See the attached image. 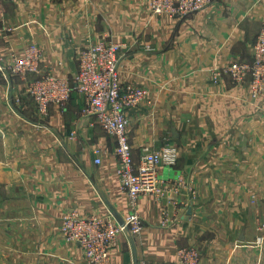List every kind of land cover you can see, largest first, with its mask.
<instances>
[{
    "label": "crops",
    "instance_id": "obj_1",
    "mask_svg": "<svg viewBox=\"0 0 264 264\" xmlns=\"http://www.w3.org/2000/svg\"><path fill=\"white\" fill-rule=\"evenodd\" d=\"M263 22L264 0H216L181 19L153 16L148 0H0V264H86L62 218L121 223L129 213L115 138L83 115L84 96L42 116L26 91L35 76L8 71L12 53L35 43L42 73L72 80L81 52L106 39L122 44L121 82L149 91L127 111L135 162L144 146L179 151L160 170L164 194L143 195L144 230L120 236L115 264H178L181 248L196 249L200 264H264V97L212 77L252 61ZM178 175L194 194L171 190Z\"/></svg>",
    "mask_w": 264,
    "mask_h": 264
},
{
    "label": "built area",
    "instance_id": "obj_2",
    "mask_svg": "<svg viewBox=\"0 0 264 264\" xmlns=\"http://www.w3.org/2000/svg\"><path fill=\"white\" fill-rule=\"evenodd\" d=\"M216 0H148L153 16L167 15L181 19L203 11ZM122 44L113 40L91 42L80 54L79 68L74 78H62L51 72L42 73V52L37 44H30L21 54L12 53L8 66L11 74L31 77L26 91L34 100L39 114L48 115L52 105L64 107L73 98L74 92L85 98L83 115L94 117L116 141L118 159L117 177L122 191L128 198L129 213L122 223L110 216L83 217L76 212L62 218L61 232L68 242L81 246L86 264H115L114 251L122 234L136 237L144 230L140 201L145 194L162 196L167 190L162 182V167L174 168L179 159L178 148L165 145L160 149L144 146L137 163L133 157L128 135L127 111L139 108L149 97V91L132 84H123L120 76ZM38 76V77H36ZM228 76L236 84H249L253 99L264 97V22L253 45L251 62L235 61L223 69L213 70L212 77L218 83ZM101 163L100 148L94 149ZM186 187L194 194L192 185L185 176L178 175L171 190L177 193ZM258 242H264V223L259 226ZM178 264H200L199 253L193 248L178 250Z\"/></svg>",
    "mask_w": 264,
    "mask_h": 264
},
{
    "label": "rangeland",
    "instance_id": "obj_3",
    "mask_svg": "<svg viewBox=\"0 0 264 264\" xmlns=\"http://www.w3.org/2000/svg\"><path fill=\"white\" fill-rule=\"evenodd\" d=\"M33 79V78H32Z\"/></svg>",
    "mask_w": 264,
    "mask_h": 264
},
{
    "label": "water",
    "instance_id": "obj_4",
    "mask_svg": "<svg viewBox=\"0 0 264 264\" xmlns=\"http://www.w3.org/2000/svg\"><path fill=\"white\" fill-rule=\"evenodd\" d=\"M122 223V222H121Z\"/></svg>",
    "mask_w": 264,
    "mask_h": 264
}]
</instances>
